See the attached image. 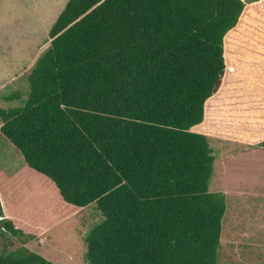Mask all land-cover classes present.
Returning a JSON list of instances; mask_svg holds the SVG:
<instances>
[{
  "label": "trees",
  "instance_id": "trees-1",
  "mask_svg": "<svg viewBox=\"0 0 264 264\" xmlns=\"http://www.w3.org/2000/svg\"><path fill=\"white\" fill-rule=\"evenodd\" d=\"M247 2L68 1L32 68L0 88V264H55L11 249L25 233L4 212L14 162L51 190L57 222L96 205L88 264L219 263L229 206L210 191L208 133L246 100L228 82L233 36L264 43Z\"/></svg>",
  "mask_w": 264,
  "mask_h": 264
},
{
  "label": "rangeland",
  "instance_id": "rangeland-1",
  "mask_svg": "<svg viewBox=\"0 0 264 264\" xmlns=\"http://www.w3.org/2000/svg\"><path fill=\"white\" fill-rule=\"evenodd\" d=\"M68 1L0 0V88L32 68ZM255 3L262 5L264 0L246 4ZM262 6L253 18L264 19ZM244 22L251 26L250 19ZM256 43V38L243 43L235 34L231 40L234 54L229 56V63L236 67L230 71L242 80L244 88H251L248 104L257 100L255 111L234 113L231 120L217 115L214 118L219 125H213V134L207 131L217 154L210 191L225 194L229 206L218 264H264V148L260 147L264 142V43ZM229 75L230 83L233 76ZM230 99L237 102L232 93ZM227 125L235 128L232 134ZM202 132L206 133L203 128ZM13 164L16 179L7 186L4 212L25 233L22 240L12 241L11 249L25 245L55 264H88L85 239L104 220L96 205L57 222L51 190L44 188L37 176L24 175L23 168ZM7 172L1 170L0 186ZM19 198L24 202L17 205Z\"/></svg>",
  "mask_w": 264,
  "mask_h": 264
},
{
  "label": "crops",
  "instance_id": "crops-1",
  "mask_svg": "<svg viewBox=\"0 0 264 264\" xmlns=\"http://www.w3.org/2000/svg\"><path fill=\"white\" fill-rule=\"evenodd\" d=\"M243 1H244V0H243ZM262 5H263V6H262ZM262 5H260L259 3H255V4H253V5L248 6L247 9H246V11H245V13H244V15H243V19H242V21H243L244 19H247L248 14L251 15V12H252V11L255 12V10L258 9L259 7L262 6L263 9H264V3H263ZM262 11H264V10H262ZM252 19H253V20H252ZM251 20H252V23H251V26H250L251 31H252V27H253V31L255 32V35H256V34L259 35L260 32H259L258 28L256 29V27L258 26V25H257V22H256L255 18L252 17V15H251ZM258 51H259V53H258L257 56L260 55V51H261V49H259ZM263 55H264V54H263ZM262 57H263V56H262ZM229 64H230V63H229ZM231 66H232V65L230 64V67H231ZM234 68H235V71H236V67H235V66H234ZM232 75H233L234 79H239V78H237V77L235 76V72H234ZM239 80H241V79H239ZM241 81H242V80H241ZM245 89L247 90V94H246V98H245L246 100H245V102H244V105H243V106H239V107H238V110L235 112V113L238 114V115H241V114H243V113L251 114L253 111H255V110H254V105L256 104L257 100H256V99H252V100H250L251 103L248 104V100L250 99L252 93L250 92V90H251L250 86H247V88H245ZM247 104H248V105H247ZM243 107H244L245 109H244Z\"/></svg>",
  "mask_w": 264,
  "mask_h": 264
}]
</instances>
